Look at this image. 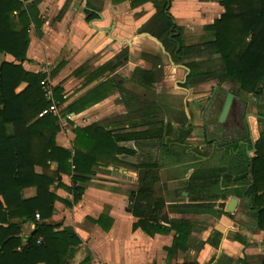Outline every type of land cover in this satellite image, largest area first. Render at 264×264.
I'll list each match as a JSON object with an SVG mask.
<instances>
[{
    "label": "crops",
    "instance_id": "1",
    "mask_svg": "<svg viewBox=\"0 0 264 264\" xmlns=\"http://www.w3.org/2000/svg\"><path fill=\"white\" fill-rule=\"evenodd\" d=\"M34 2L38 3L39 18L43 26L41 32L34 25L31 26L27 61L23 66L29 72L46 75L45 80L53 90L58 86L64 90L66 104L58 106L59 114L55 115L58 116L61 127L56 137L57 145L74 152L76 127L85 128L99 123L114 135H132L151 130L148 124L155 122V126L159 123L162 125L160 129L165 141L162 148L167 153H164L161 163H157L152 152L147 151L149 149L146 142L154 144L159 140L132 138L120 142L119 147L133 154H120L114 161H105L94 167V175L90 181L77 185L84 189V194L81 201L73 207L68 206L73 204V194L66 188H73L75 184L72 176L61 175L64 187L58 183L51 187V191L60 200L55 203L54 213L46 223L60 226L57 231L70 229L81 240L67 264H83L86 261L87 264H261L260 259L264 255V230L259 229L254 211L250 209L245 197L250 187V175L247 181L238 179L244 173L238 160L239 153L235 154L236 157L233 155V159H236L233 171L226 166L202 169L192 167L185 176H181L179 170L183 165L181 155L185 144L175 143L176 145L170 146L166 143L171 136L179 137L184 132L181 130L183 123H163L159 116L163 117L162 114L165 115L169 109L183 119L184 123L189 121V125L192 116L184 111L183 114L171 111L170 106L166 109V106L157 104L155 100L146 102L148 91L143 94L134 91V87L139 86L137 84H142L140 78L135 76L138 70L150 71L157 76L162 73L161 61L150 66L149 60L171 56L164 47L163 40L141 32L156 16L157 6L149 2L132 9L130 0L120 4H114L113 0H29L24 4L27 6ZM224 11L220 0H172L170 9L177 26L185 28L186 33L195 26L212 24L220 19ZM88 14H95L98 19L88 22ZM193 45L200 44L186 46ZM4 62L11 63L14 59L10 55L0 54V65ZM63 62V69L57 75H52L51 69ZM168 70L173 74L172 79L159 84L155 79L153 86H165L162 96L169 103L172 99H182L187 105L191 100L185 85L190 70L186 63L175 62ZM78 71L79 75L76 74ZM107 81L112 82L113 89L102 101L78 115L67 112L69 105ZM137 103L152 108L150 111H147L148 108L142 110L141 114L145 115L143 120L147 121L142 122L141 130L139 120H134L138 111L135 109ZM143 107L145 106L141 108ZM256 116L252 113L247 116L249 137L253 143L260 138V134L254 138L250 124L253 120L258 122ZM69 122L73 127L65 128ZM189 132L195 134L193 127L186 133ZM247 140L241 141L238 151L245 147L247 157L252 158L255 150L251 149ZM215 144L218 143L214 142ZM155 147L154 145L153 148ZM245 162L246 165L249 164V161ZM143 165L164 167L162 171L165 174H159V181L155 186V197L165 201L162 216L193 224L187 243L176 249V232L170 229L169 224L162 222L166 232L150 236L141 228H135L138 219L128 212L130 197L140 188V167ZM207 169H225L218 179L214 178V200L209 199L212 201H205L208 197L203 192L189 190L193 173ZM51 170H56L55 164L51 165ZM36 192L35 188H29L24 190L23 195L26 199H31L36 196ZM232 198L238 200V205L235 212L230 214L226 209ZM199 204L209 205L210 208H199ZM102 216L108 218L103 227L95 223ZM35 229L36 224H26L23 227L24 240ZM215 233L220 234V238H215Z\"/></svg>",
    "mask_w": 264,
    "mask_h": 264
},
{
    "label": "trees",
    "instance_id": "2",
    "mask_svg": "<svg viewBox=\"0 0 264 264\" xmlns=\"http://www.w3.org/2000/svg\"><path fill=\"white\" fill-rule=\"evenodd\" d=\"M27 1L0 0V54L10 55L14 59V62L0 65V264H67L81 240L70 229L57 231L60 226L46 223L54 213L55 203L60 200L51 187L55 183L64 187L61 175L72 176L75 185L66 189L73 194V204H68L73 207L84 194V189L77 185L90 181L94 167L105 161H114L117 155L133 154L119 147L120 142L132 138L162 141L164 135L162 129L114 135L97 123L74 129V152L59 147L56 143L61 131L58 116L50 113L40 117L52 105L43 90L42 82L46 75L29 72L23 66L30 46L31 26L34 25L38 32L43 26L38 3L26 6L24 2ZM126 1L113 0V3ZM130 1L132 9L149 2L157 6L156 16L141 32L163 40L164 47L177 64L186 63L190 70L186 87L193 81H207L212 77L220 87L227 82L232 83L239 93L252 95L256 99L260 110L256 118L260 125H264V104L260 103L264 93V0H220L224 14L204 28L212 33L213 39L193 46L182 43V30L170 13L172 0ZM95 19H98L97 15L88 14V22ZM204 57L213 61L217 59L220 67L214 71L211 68L203 70L197 60ZM135 76L140 78L144 87L153 86L156 79L155 73L150 71L138 70ZM111 86V81L105 82L69 105L67 112L78 115L89 109L112 91ZM63 92L59 86L54 90L58 106L66 104ZM155 124L150 122L148 125ZM246 130L250 135L248 126ZM247 143L255 151L252 158L245 160L238 157L244 170L238 179L247 181L250 175V187L245 197L254 211L259 229L264 230V130L255 143L250 138ZM240 144L241 141L233 148L236 155ZM245 161H249V164L246 165ZM52 164L56 165L55 171L51 170ZM140 168V188L131 195L128 208V212L138 219L135 228L154 236L166 232L162 222L169 224L170 229L176 232L174 248L184 245L192 233L193 224L162 216L165 201L155 197L160 167L143 165ZM224 172L225 169L195 171L189 190L201 193L210 191L214 187V178L218 179ZM29 188L36 189V196L26 199L23 192ZM198 207L210 208L209 205L200 204ZM106 220L108 218L102 216L95 223L103 227ZM28 223L36 224V229L24 240L23 227ZM214 237L220 238V234L215 233ZM260 262L264 264V255ZM83 264H87V261Z\"/></svg>",
    "mask_w": 264,
    "mask_h": 264
},
{
    "label": "rangeland",
    "instance_id": "3",
    "mask_svg": "<svg viewBox=\"0 0 264 264\" xmlns=\"http://www.w3.org/2000/svg\"><path fill=\"white\" fill-rule=\"evenodd\" d=\"M204 28V26H195L191 31H188V33H186L185 28H181L182 43L184 45H190L202 44L204 42L206 43L211 41L213 39L212 33L205 31ZM162 58L163 59L159 60H149L150 66L156 65L157 62L161 61L162 73L156 76V81L158 84L163 83V81L167 79L171 80L173 77V74H171L168 70L172 63L175 62L172 57V54L171 56L166 55ZM198 62L199 66L203 70H208L211 68L214 71V69L217 70L220 67V62L217 59L216 61H213L211 58L204 57L199 59ZM64 65L65 63L63 62L60 63V65H58L55 69H51L52 75H57L63 69ZM182 76L180 78H182ZM217 83L218 82L214 80L213 77L207 81H193L189 85V87H187L190 93L191 100L187 102V105L182 99H172L171 103H169L167 99L162 96V93L164 94L165 86H162V88H157L154 86L146 88L141 84H137L139 86H137L136 88L134 87V91L137 94H143L145 91H148V101L146 102L150 103L152 102V100H155L157 104L166 106V109L168 108V106H170L171 111H175L176 113L180 112L181 114H183L182 111H184L186 114H190L192 116L191 125H189V121H185L184 123L183 119H180L177 114L170 112L169 109H167L165 115L162 114L164 118L159 116V119L163 120V123H183L181 125V130H183L184 132H181L179 137H177L176 135L171 136V139H167L166 143V145L170 146L176 145L175 143L185 144V146L182 147L183 149L181 155V163L183 165L179 170L181 176H185L188 173V169L192 167L194 169H202L226 166V168H229L230 171H233L234 160H236L233 159V157L235 156L233 150L235 144L240 141H246L248 138H250L248 135V131L246 130L245 124H243V122L239 124L238 122L233 121V116L235 114H238V112H244V118L248 123V114L252 113L254 115H257L260 113L256 99L252 95L239 93L237 91V87L232 83L227 82L221 87L218 86ZM215 89H217L218 94L214 98ZM230 92H232L235 96L232 110L229 114L227 121L223 124H220L218 120L220 119V115L227 94ZM235 93H237V95H235ZM212 97L213 99L211 102L210 100ZM260 101L261 104H264V97ZM142 106L145 107L141 108ZM145 108H148L147 111H150L152 109L151 107H149V105H142V103L135 104V109L136 111L138 109V111H135L136 117L134 118V120H139V130L143 129V127L141 126L142 122L147 121L143 120L145 118V115L141 114L142 110H144ZM179 116L182 117V115ZM195 123H198L199 125L194 126ZM250 124H252V128L255 134L254 138L257 137V135H259L264 130V125H260L259 122L256 123L255 120H253ZM155 125L149 127H151L152 130H155L160 129L162 126L160 123L157 126ZM188 125L190 127H188ZM72 127L73 125L70 122L67 123V125L65 126V128ZM192 127L193 131L195 130V134L192 135L190 132L186 133L187 130L190 131V128L192 130ZM164 142V139L162 141L159 140L154 144H152L151 142H146L147 148L149 149L147 151L152 152V156L153 158H156L155 160L157 163H161L163 155L164 153H166L164 151V147L162 148ZM214 142H217L218 144L214 145ZM154 145L157 147V149L156 147L153 148ZM237 153H239L238 156L240 158L243 157L245 160L247 159V152L245 151V147L242 149V151H238ZM163 168L164 167L162 165L159 168L160 175L165 174V172L162 171ZM167 173H169V171H167ZM160 190L161 188L159 185L158 191ZM204 194H206L208 197V200L205 201H212L209 199L214 200V188H212L208 192H204ZM159 195H161L160 192Z\"/></svg>",
    "mask_w": 264,
    "mask_h": 264
},
{
    "label": "water",
    "instance_id": "4",
    "mask_svg": "<svg viewBox=\"0 0 264 264\" xmlns=\"http://www.w3.org/2000/svg\"><path fill=\"white\" fill-rule=\"evenodd\" d=\"M234 99H235L234 94L232 92L228 93L220 115V120H219L220 123H225L227 121L230 111L232 109ZM237 205H238V200L236 198H232L227 206L226 211L230 214H233L236 210Z\"/></svg>",
    "mask_w": 264,
    "mask_h": 264
},
{
    "label": "built area",
    "instance_id": "5",
    "mask_svg": "<svg viewBox=\"0 0 264 264\" xmlns=\"http://www.w3.org/2000/svg\"><path fill=\"white\" fill-rule=\"evenodd\" d=\"M42 85H43V90L45 92V95H46L47 99L52 102V105H51V107L48 110H45L40 115V117H42L44 115H47V114H50V113L54 114V115H58L59 114V107L56 104L55 99H54V90H53V88L47 84L46 80L42 82ZM37 219H39V215H37Z\"/></svg>",
    "mask_w": 264,
    "mask_h": 264
},
{
    "label": "flooded vegetation",
    "instance_id": "6",
    "mask_svg": "<svg viewBox=\"0 0 264 264\" xmlns=\"http://www.w3.org/2000/svg\"><path fill=\"white\" fill-rule=\"evenodd\" d=\"M218 94L217 89H215L214 91V98L216 97V95ZM228 95V94H227ZM227 98V97H226ZM213 97L211 98V102H212ZM226 101V100H225ZM233 106V105H232ZM232 110V109H231ZM231 112V111H230ZM229 117V116H228ZM233 121L238 122L239 124L243 122V124H245V126H248V123L246 122V119L244 118V112H238V114H235L233 116Z\"/></svg>",
    "mask_w": 264,
    "mask_h": 264
}]
</instances>
